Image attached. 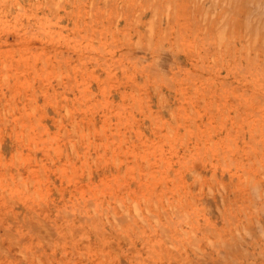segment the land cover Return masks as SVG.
Masks as SVG:
<instances>
[{
  "label": "rangeland",
  "instance_id": "374dc122",
  "mask_svg": "<svg viewBox=\"0 0 264 264\" xmlns=\"http://www.w3.org/2000/svg\"><path fill=\"white\" fill-rule=\"evenodd\" d=\"M80 1L0 0V264H264V0Z\"/></svg>",
  "mask_w": 264,
  "mask_h": 264
},
{
  "label": "bare ground",
  "instance_id": "6f19581e",
  "mask_svg": "<svg viewBox=\"0 0 264 264\" xmlns=\"http://www.w3.org/2000/svg\"><path fill=\"white\" fill-rule=\"evenodd\" d=\"M69 1H70V0H69ZM76 1H77V0H76ZM79 1H80V0H79ZM113 1H114V0H113ZM235 1H236V0H235ZM251 1H252V0H251ZM251 1H250V2H251ZM257 1H258V0H257ZM80 2L82 3L83 1H80ZM119 2H120V0H116V1H115V4H118ZM231 2H232V1L230 0V3H231ZM236 2H237V1H236ZM260 2H263V0H262V1L260 0ZM78 3H79V2H78ZM122 3H123V2H122ZM173 3H175V2H173ZM226 3H227V2H226ZM232 3H233V2H232ZM232 3H231V6H233ZM252 3H255V2L252 1ZM256 3H257V2H256ZM258 3H259V2H258ZM258 3H257V5H260V3H259V4H258ZM119 4H120V3H119ZM221 4H222V3H221ZM223 4H224V3H223ZM234 4H235V3H234ZM243 4H244V3H242V6H243ZM81 5H83V3H82ZM252 5H253V4H252ZM257 5H256V7H257ZM229 6H230V4H229ZM229 6H228V7H229ZM244 6H245V4H244ZM244 6H243V7H244ZM247 6H248V5H247ZM226 7H227V6H226ZM228 7H227V9H228ZM233 7H234V6H233ZM249 7H250V6H249ZM258 7H259V6H258ZM131 8H133V7H131ZM181 8H182V7H181ZM221 8H222V6H221ZM229 8H230V7H229ZM234 8H235V7H234ZM244 8L247 9V7H244ZM130 10H131V9H130ZM195 10H197V9H195ZM228 11H229V10H228ZM66 12H67V11H66ZM184 12H185V11H184V9L182 8V13H184ZM196 12H197V11H196ZM229 12H230V14H231V10H230ZM67 13H68V12H67ZM170 13H171V12H170ZM170 13H169V14H170ZM169 14L167 15V16H168V20L171 19L170 16H169ZM165 16H166V15H165ZM167 16H166V17H167ZM185 18H186V16H185ZM234 20H235V19H234ZM108 21H109V20H108ZM160 21H161V20H159V23H160ZM109 22H110V21H109ZM109 22H108V23H109ZM161 22H162V21H161ZM166 22H167V21H166ZM109 24H110V23H109ZM112 24H113V23H112ZM253 24H254V23H253ZM253 24H252V26H253ZM183 56H184V55H183ZM165 57H166V56H164V58H165ZM181 57H182V56H181ZM181 57H180V58H181ZM165 59H166V58H165ZM176 61H177V60H176ZM180 61H181V60H180ZM177 63H178V62H177ZM262 64H263V62H262ZM179 65H180V63H179ZM181 66H182V65H181ZM71 143H72V142H71ZM117 163H118V162H117ZM171 223H172V221H171ZM197 241H198V240H196V242H197ZM197 244H198V243H197ZM213 250H214V249H213ZM215 251H216V250H215ZM218 253H219V252H218Z\"/></svg>",
  "mask_w": 264,
  "mask_h": 264
}]
</instances>
